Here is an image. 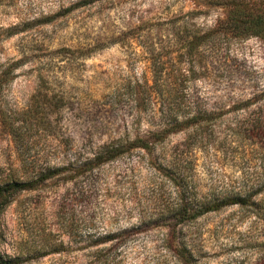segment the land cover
<instances>
[{
  "label": "rangeland",
  "instance_id": "obj_1",
  "mask_svg": "<svg viewBox=\"0 0 264 264\" xmlns=\"http://www.w3.org/2000/svg\"><path fill=\"white\" fill-rule=\"evenodd\" d=\"M81 1L0 0V184L50 175L0 208V252L15 264H264V36L231 35L230 7L202 0ZM176 99L206 124L76 176L103 146L160 130ZM189 134L202 194L253 186L255 205L169 220L162 158Z\"/></svg>",
  "mask_w": 264,
  "mask_h": 264
},
{
  "label": "trees",
  "instance_id": "obj_2",
  "mask_svg": "<svg viewBox=\"0 0 264 264\" xmlns=\"http://www.w3.org/2000/svg\"><path fill=\"white\" fill-rule=\"evenodd\" d=\"M97 1L103 0H82L80 3L88 5ZM202 2L230 7V14L222 23V27L231 35L238 37L264 36V0H202ZM205 118V116L199 114L190 115V111L187 109V105L182 102V99H176L172 101L171 107L166 111L167 120L160 130L151 132L147 137L136 136L134 139L125 137L120 139L119 142L103 146L101 151L94 157L79 161L76 176H85L87 173L92 172L94 168L123 156L130 148L157 145L163 142L171 133H179L190 128H193L195 133L204 123L206 124ZM190 140L191 134L176 146L172 162H168L166 156L162 158V163L175 185V202L168 212L171 222L174 221L180 224L195 221L206 213L232 204H239L243 207L256 204V199L251 193L253 186L250 188L242 187L233 194H202L197 182V157L193 145L189 142ZM49 177L50 175H43L37 179H11L1 183L0 208L2 209V206L8 205L17 194L26 189H34L37 184ZM139 220L140 224L144 223L142 218ZM141 228V226H133L131 229L125 230L124 234L138 233ZM114 236L115 234L108 235L105 238L113 240ZM169 241L170 237H167L166 242L169 243ZM181 251L186 252L185 247ZM15 263L16 259L0 252V264Z\"/></svg>",
  "mask_w": 264,
  "mask_h": 264
}]
</instances>
